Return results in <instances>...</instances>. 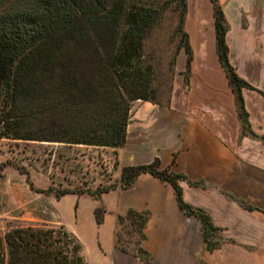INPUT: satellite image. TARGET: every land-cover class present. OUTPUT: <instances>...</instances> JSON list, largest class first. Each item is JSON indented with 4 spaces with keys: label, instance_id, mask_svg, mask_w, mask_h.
I'll return each instance as SVG.
<instances>
[{
    "label": "trees",
    "instance_id": "obj_1",
    "mask_svg": "<svg viewBox=\"0 0 264 264\" xmlns=\"http://www.w3.org/2000/svg\"><path fill=\"white\" fill-rule=\"evenodd\" d=\"M177 31L180 49L185 54L181 74H189L191 51L182 28L185 0H178ZM212 6L215 53L234 96L241 135L264 142L249 128L241 90L264 93L241 79L229 64L224 35L227 30L217 0ZM154 7L130 0H0V139L22 142L57 143L65 147L82 146L110 151L113 161L99 164L113 173L117 167L116 149L125 140L131 103L136 100L168 105L171 85L164 100L157 99L153 86V65L146 60L144 42L158 21ZM12 165L34 189L27 170ZM141 173L167 182L173 189L177 207L199 221L203 249L211 252L221 243L219 229L200 208L185 203L179 181L202 186L168 167L160 168L157 159L147 164L122 165L117 180L86 187L52 188L56 199L87 195L97 199L117 187L129 188ZM247 211L257 208L237 200ZM103 209L93 210L96 225L101 224ZM264 213V211H261ZM147 210L127 209L116 216L117 224L128 221L135 234L133 248L114 245L123 252L150 262L142 247ZM0 264H86L81 244L69 232L32 224L10 223L0 234ZM196 264H201L200 261Z\"/></svg>",
    "mask_w": 264,
    "mask_h": 264
},
{
    "label": "crops",
    "instance_id": "obj_2",
    "mask_svg": "<svg viewBox=\"0 0 264 264\" xmlns=\"http://www.w3.org/2000/svg\"><path fill=\"white\" fill-rule=\"evenodd\" d=\"M217 2L227 25L229 64L241 79L264 93V0ZM182 28L191 51L189 74L184 80L185 54L180 49L168 105L131 103L113 176L118 179L122 165L157 159L160 168L201 181L202 186L179 181L181 196L209 216L221 243L205 251L199 221L179 210L172 187L141 173L129 188L117 187L101 195L99 201L112 217L109 240L105 245L96 240L87 264L264 263V142L240 134L234 96L215 53L209 0H185ZM241 98L250 130L264 135V98L248 89L241 90ZM237 200L257 209L247 211ZM127 209L148 211L142 242L151 256L148 263L114 245V216Z\"/></svg>",
    "mask_w": 264,
    "mask_h": 264
},
{
    "label": "rangeland",
    "instance_id": "obj_3",
    "mask_svg": "<svg viewBox=\"0 0 264 264\" xmlns=\"http://www.w3.org/2000/svg\"><path fill=\"white\" fill-rule=\"evenodd\" d=\"M130 1L150 5L159 12L158 21L144 42L143 53L153 65V86L158 91L157 99L162 101L169 85L178 76L175 71V50L181 45L177 31L180 3L178 0ZM181 63L182 58L178 60V66ZM7 161L23 166L33 188L43 191L30 190L24 176ZM112 161L110 151L104 153L82 146L65 147L57 143L0 139V234L6 231L10 223L63 230L72 233L80 242L81 255L86 262L94 252L96 240L102 245L109 240L112 217L106 214L99 201L102 194L97 199L85 194H66L56 199L48 188L86 187L94 190L99 183L106 185L115 179L113 173L101 170L99 164L106 162L110 167ZM97 206L103 209L100 212L101 223L105 216L101 226L96 225L93 219V210ZM116 216L113 242L116 237L120 246L132 249L135 234L128 221L117 224Z\"/></svg>",
    "mask_w": 264,
    "mask_h": 264
}]
</instances>
